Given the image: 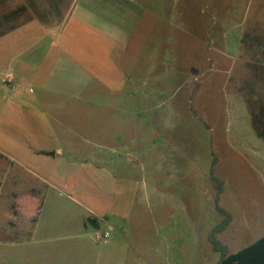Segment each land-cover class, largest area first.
Instances as JSON below:
<instances>
[{"label": "rangeland", "instance_id": "rangeland-1", "mask_svg": "<svg viewBox=\"0 0 264 264\" xmlns=\"http://www.w3.org/2000/svg\"><path fill=\"white\" fill-rule=\"evenodd\" d=\"M139 1L142 24L133 37L113 39L114 62L92 73L75 119L59 124L26 98L7 105L0 210L11 188H35L43 205L31 217L35 207L25 204L24 230L1 224L0 236H27L40 217L64 244V264H218L210 238L221 208L231 221L217 237L231 252L264 234V136L254 121L264 104V0ZM72 2L0 0L6 70L14 68L11 26L31 25L37 35L41 19L63 20ZM73 144L81 151L75 162ZM46 145L65 148V160L47 167L48 183L20 163L43 174ZM95 224L111 230L108 243L95 240Z\"/></svg>", "mask_w": 264, "mask_h": 264}, {"label": "crops", "instance_id": "crops-1", "mask_svg": "<svg viewBox=\"0 0 264 264\" xmlns=\"http://www.w3.org/2000/svg\"><path fill=\"white\" fill-rule=\"evenodd\" d=\"M146 14L147 9L139 0H73L63 20L54 22L51 14L49 18L41 19V32L36 33L37 35L31 25L24 31L18 27L13 28L8 33L11 36L13 52L9 55L10 63L7 67L14 68L6 70V66L2 64L4 62L0 61V80L3 79L4 82L2 85L0 81V91H14L19 98L10 100L5 99V96L0 97V119L10 102L24 98L46 106L49 118L57 123L66 118L75 119V105L83 102L82 89L94 79L92 73L95 70L107 72L108 64L114 62V58L109 55V47H114L113 39L133 37ZM60 15L58 13L57 18ZM153 18L155 21V17ZM20 45L23 47L20 48ZM8 71L11 72L6 73ZM9 75L13 77L15 89L5 82ZM154 77L156 78L155 75ZM27 86L30 88L28 95L25 90ZM54 135L60 141L63 134L54 131ZM68 152L70 161L81 159V151L76 150L75 144L68 146ZM41 153L43 174H38L21 160L20 163L32 172L33 178H41L48 183L47 177L53 175L50 170L53 163L65 160V148L62 145H46L42 147ZM28 158L33 159L30 155ZM2 188L0 174V198L3 194ZM8 195L9 205L0 212H4L9 220L3 223L0 217V225L14 228L16 232L23 231L21 217L26 214L24 205L33 204L36 211L32 212L33 209L28 215L36 216L40 212L41 197L35 188L27 192H17L11 188ZM95 227L98 229L99 226ZM49 228V225L40 224L38 217L36 223L32 224L29 235L0 236V264H64L65 246L60 244L59 239L48 236Z\"/></svg>", "mask_w": 264, "mask_h": 264}, {"label": "trees", "instance_id": "trees-1", "mask_svg": "<svg viewBox=\"0 0 264 264\" xmlns=\"http://www.w3.org/2000/svg\"><path fill=\"white\" fill-rule=\"evenodd\" d=\"M17 13L18 12L13 11L7 14V16L10 15L12 18L13 16H16ZM3 21L4 19L0 16V26H2ZM11 27L12 30L16 25L13 24ZM2 35L3 32L0 31V36ZM255 116V125L259 129L261 135L264 136V104L261 105L260 111L256 113ZM42 203L43 201H40L39 205ZM221 211L224 213L225 217L223 221L217 224L213 229L210 238L214 250L221 255L218 264H264V234L236 252H231L228 245L217 237V234L224 231L231 221V214L223 208H221Z\"/></svg>", "mask_w": 264, "mask_h": 264}, {"label": "built area", "instance_id": "built-area-1", "mask_svg": "<svg viewBox=\"0 0 264 264\" xmlns=\"http://www.w3.org/2000/svg\"><path fill=\"white\" fill-rule=\"evenodd\" d=\"M5 82L8 84V86H10L12 89H15L16 86H15V82L13 80V77L12 75H9L7 77V79L5 80ZM95 240L97 242H108L109 239L111 238L112 234L109 230H106L104 232H101L100 229H98L96 232H95Z\"/></svg>", "mask_w": 264, "mask_h": 264}]
</instances>
